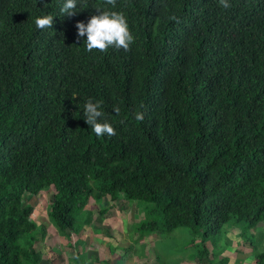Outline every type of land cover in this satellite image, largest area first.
<instances>
[{"label":"trees","instance_id":"trees-1","mask_svg":"<svg viewBox=\"0 0 264 264\" xmlns=\"http://www.w3.org/2000/svg\"><path fill=\"white\" fill-rule=\"evenodd\" d=\"M63 2L0 0V264H43L46 229L27 198L51 187L48 222L63 239L90 225L91 200L121 198L144 214L140 238L185 229L195 264H229L216 257L229 229L264 264V0H117L135 42L91 53L76 23L104 0H78L73 16ZM47 14L52 28L37 29ZM89 99L114 136L86 123Z\"/></svg>","mask_w":264,"mask_h":264},{"label":"rangeland","instance_id":"rangeland-1","mask_svg":"<svg viewBox=\"0 0 264 264\" xmlns=\"http://www.w3.org/2000/svg\"><path fill=\"white\" fill-rule=\"evenodd\" d=\"M51 195L52 190H47L27 198L34 207L38 227L46 229L44 240L35 243L36 249L42 251L43 264H68L77 253H84L86 264H195V260L188 257L194 247L186 244L185 229H175L164 234L165 238L154 234L140 238L132 225L143 219L144 214L121 198L106 207L91 200L88 206L92 210L91 226L85 225L79 233L72 234L71 239H63L48 222L47 202ZM99 208H106L102 215L98 214ZM239 233V229H229V234L219 243L216 257H227L229 264H254L253 249L244 243ZM77 240L80 244L76 247ZM255 241L258 251L264 252V224L256 229ZM140 245H144V249Z\"/></svg>","mask_w":264,"mask_h":264},{"label":"clouds","instance_id":"clouds-1","mask_svg":"<svg viewBox=\"0 0 264 264\" xmlns=\"http://www.w3.org/2000/svg\"><path fill=\"white\" fill-rule=\"evenodd\" d=\"M218 3L220 7L225 10L232 7L230 0H218ZM104 5L105 7H94L97 9L98 14L93 15L86 24L83 21H78L76 23L78 38L86 35L87 38L84 42L86 43V51L89 53L93 50L107 52L110 47L123 49L125 51L130 50V46L135 42V37L130 31L126 15L122 11L112 10L116 8L117 0H104ZM106 6H111V9ZM77 7L78 0H64L60 7L61 16L64 14L68 16L75 15L79 11ZM87 7V0H80V10ZM53 17L52 14L37 17L35 19L36 28L40 30L52 28L54 23ZM170 19L177 23L180 22L179 17L175 15L171 16ZM102 105L103 101L101 100H87L83 109L84 118L97 137L104 135L111 137L116 134V130L112 123L104 118L105 113L102 110ZM113 109L115 113L119 114L120 108L118 105L114 106ZM143 118L144 113L142 111H137L135 113V120L142 121ZM48 190H52L53 195L54 188L51 187ZM51 197L48 199L47 208Z\"/></svg>","mask_w":264,"mask_h":264}]
</instances>
